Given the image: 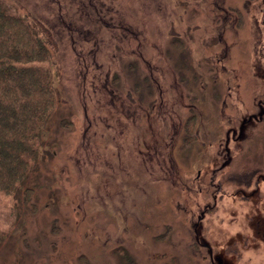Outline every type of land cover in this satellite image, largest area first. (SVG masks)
Returning <instances> with one entry per match:
<instances>
[{"label": "rangeland", "instance_id": "1", "mask_svg": "<svg viewBox=\"0 0 264 264\" xmlns=\"http://www.w3.org/2000/svg\"><path fill=\"white\" fill-rule=\"evenodd\" d=\"M61 2L7 0L53 31L57 103L28 178L0 191V264H192L182 128L264 98V0H85V21Z\"/></svg>", "mask_w": 264, "mask_h": 264}, {"label": "flooded vegetation", "instance_id": "2", "mask_svg": "<svg viewBox=\"0 0 264 264\" xmlns=\"http://www.w3.org/2000/svg\"><path fill=\"white\" fill-rule=\"evenodd\" d=\"M116 14L109 19L118 23ZM260 39L264 49V30ZM262 48L258 58L264 79ZM191 115L196 127L182 128L179 151L200 166L192 177L196 186L181 182L178 187L184 248L192 264H264V98L252 100L241 113L223 115L220 129L202 130L203 114Z\"/></svg>", "mask_w": 264, "mask_h": 264}, {"label": "trees", "instance_id": "3", "mask_svg": "<svg viewBox=\"0 0 264 264\" xmlns=\"http://www.w3.org/2000/svg\"><path fill=\"white\" fill-rule=\"evenodd\" d=\"M66 2H82V13L62 12L63 19L85 21V0ZM31 17L33 23L0 0V191L6 193L28 178L57 103L51 65L54 34L45 19Z\"/></svg>", "mask_w": 264, "mask_h": 264}]
</instances>
